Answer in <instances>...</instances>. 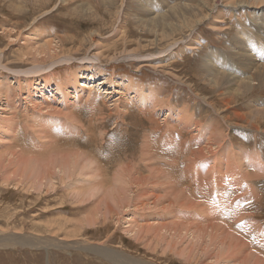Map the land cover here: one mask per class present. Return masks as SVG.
Instances as JSON below:
<instances>
[{"label":"rangeland","instance_id":"rangeland-1","mask_svg":"<svg viewBox=\"0 0 264 264\" xmlns=\"http://www.w3.org/2000/svg\"><path fill=\"white\" fill-rule=\"evenodd\" d=\"M170 1L172 0H0L1 63L15 71L33 68L30 75L37 68L42 71L41 69L44 70L46 66H49L50 70H55L51 72L52 74H43L45 78L43 77L42 81L35 85L36 98L39 90L40 93L41 89L44 90L47 95H43V98L47 99L49 105V107L48 105L38 107L36 106L38 101H33L32 104L28 101L29 98H24L28 95L29 80L21 74L19 76L0 67V80L3 81L0 87V107L5 108V111L0 109V114L7 113L11 120L17 118L16 121L14 120L17 128L13 130L6 127L9 129L8 132L5 129L0 130V138H2L0 139V155L3 154L6 160H3L4 164L0 163L2 170L0 173V232L19 233L35 239L41 237L49 240L46 246L38 248L28 245L11 248L0 246V264H239L243 258L239 261L232 259V248L230 250L221 248V240L227 239L223 237L227 233L238 238L245 246V243H252L253 247L248 249L249 254L264 264V106H262L264 105V74L261 76L260 72L263 71L258 69L255 71L256 67L253 66L255 64L258 68L264 66V33L260 31L262 24H258L264 21V0H235L234 2L227 0V2L246 6L231 10L220 5L219 12L214 11L213 19L209 20L204 17L209 14L208 8L212 7L215 1L206 0L208 8H202L201 14L190 12L189 17L191 21L194 20L191 25H195V31L192 32L194 28L190 31L188 28L184 32L183 37L187 38L177 48V52H180L179 57L173 59H169V56L161 57L164 55L160 52L162 45L160 44L159 47L156 44L153 45L154 34L145 33L141 29L144 28V22H149L152 14L164 13L170 16L171 12L182 9V4L189 3L190 0ZM240 1L242 2L239 3ZM89 2L92 4L88 5ZM192 2H198V0H192ZM217 12L218 16L215 17ZM219 26H221L220 29ZM124 32L132 39L142 38L141 45L132 41L129 49L139 46L147 48L149 51L145 54L152 53L156 59L140 65L135 61L136 58H131L130 54H125L126 57L119 56L120 54L117 53L129 43ZM198 35L201 42H193L195 47L192 45V50L180 49L181 45L185 46L183 43H186L189 38L196 40ZM181 36L178 35L177 38ZM95 38L99 41L96 42L97 44L94 43ZM48 41L53 43L50 48H46V45L51 43ZM43 48L46 49L47 55L43 53ZM102 49V54L106 57L116 56L113 59L104 58L100 62L83 63ZM239 52L243 53L242 57L237 56ZM69 54L74 57L71 63L68 61L61 63L60 59ZM96 69L105 75L115 77L117 85H99L101 91L99 89L98 94H101L102 100L100 102V99H96L97 105H91L87 103L86 98L87 95L90 98L94 92L87 94L78 86L77 93L72 81L79 74L81 75L79 80H91L89 71ZM219 73L224 77L215 80L214 75H221ZM239 77L256 78L255 85L247 88L243 84L241 88L239 84H236V78L239 79ZM132 79L142 90L146 89L145 93L141 92V101L140 97H132L135 91L130 85L125 95L121 94L120 90L124 89L123 82L129 84ZM8 83L11 86H8ZM39 83L45 85H39ZM62 84L67 85L71 90L55 93L58 85ZM6 85L8 89H5ZM229 87L236 89L234 93V89ZM237 87L238 90L242 89L240 94ZM149 93L154 95L155 102L152 104L151 101L147 106L143 101H148ZM222 93L229 97L230 104L221 102ZM80 94L83 97L82 100L77 98ZM231 95L232 98H230ZM203 97L207 102L214 103L217 110L209 106L208 112L200 116L198 102L203 103ZM128 100H133L135 103L132 101L129 107L125 103ZM115 101L118 107L114 105ZM259 110L263 113H259ZM171 111L179 112L180 116ZM227 114L230 116L229 120L225 119ZM238 114L248 117L244 120L238 119L236 117ZM25 115L29 117L25 118L27 117ZM33 115L36 116L33 117ZM71 117L74 121L76 118V121L71 120ZM4 118L7 120L6 117ZM32 118L37 120L32 123ZM211 118L219 120L218 124H212ZM8 119L11 121L9 117ZM180 124L188 126L189 132L195 136L198 135L197 138L201 139V146L194 144L197 146L196 150L190 154L191 163L188 172L185 169L187 162L182 157L185 148L181 146L185 143V138L181 140L180 135V130L184 131L186 128ZM211 124L213 128L219 126V130L210 134L207 129L211 127ZM40 125L47 126L46 128L48 125L50 128L55 127V135L52 132L51 137L49 133L51 138L47 140L44 137L46 128ZM163 125L166 130L161 133L159 131ZM172 129L175 132L176 142L170 140V143L166 145L163 143L164 138L170 134L165 132ZM187 133L184 131L182 134L187 135ZM215 137L217 139L208 151L206 144L209 141L213 142ZM143 138L145 145H150L152 142L158 143L160 140L162 142L158 143L159 147L166 146L170 149L168 152L171 153V159L161 160L166 167L153 162L148 158V154L143 155L148 149L142 150ZM52 139L59 147H53V151H48L50 154L45 153V156H41L39 146L43 142L51 143ZM60 139L65 140L69 145H65ZM9 149L17 152L18 158L27 159L49 155L50 158L58 157L62 155V149L70 150L84 160L95 158L94 154L97 155L94 161L102 162V169L97 171V179L96 173L88 175L94 179L92 184L79 183L80 176L66 181L57 175L54 188L47 186L39 188L38 185L28 184V178L20 177L19 172L12 173L14 168L12 169L8 164L5 165L8 163L7 157H10V153L6 151ZM88 149L92 151V154ZM211 156H215L212 161L202 162V159ZM197 159L199 160L196 162ZM175 161L177 164L174 163ZM98 162L93 166H99ZM144 163L151 165L152 169L146 168ZM167 164L176 165L179 170L186 172L188 180L177 181L181 177H178L174 170L168 169ZM206 164H213L221 169L222 175L214 174ZM125 167L129 168V175L122 179V168ZM8 168L10 170L5 173V169ZM114 173L119 180L115 181L111 187ZM157 175L160 179L156 178ZM222 176L224 180L221 179ZM216 180L220 183L225 182L227 194H229L225 197L226 200L220 201L221 205L218 207L216 199L223 193L218 190ZM187 188L189 191L195 189L188 193L190 198L187 197ZM81 194L84 195L78 197ZM202 200H208L205 204L210 207L207 211L208 219H206L207 215L199 216L203 215V210L198 209L197 205L205 207ZM190 201H193V204ZM108 206L114 208L112 213L107 212ZM187 217L192 219L187 222ZM129 218L130 220L135 218L137 224L144 227L145 239L140 236V240H137V236L130 231ZM211 224H215L214 227H218L225 235L213 238L221 232L210 229L211 236H207L206 233L204 236L200 232L202 235H197L199 237L197 240L191 235L183 237L185 234L174 232L182 228L180 226L198 229L199 232V229L203 230ZM171 227L173 230L169 231L170 233L166 232V229ZM172 231L176 234L174 235ZM71 241L93 245L98 243L104 247L105 252H86L80 248L63 247L58 244H67ZM201 241L202 244H200ZM148 243L151 245L149 246ZM109 247L111 249H108ZM183 249L191 252V259L188 260L182 253ZM108 250H116L118 253H110ZM105 254L115 255L105 256Z\"/></svg>","mask_w":264,"mask_h":264},{"label":"bare ground","instance_id":"bare-ground-1","mask_svg":"<svg viewBox=\"0 0 264 264\" xmlns=\"http://www.w3.org/2000/svg\"><path fill=\"white\" fill-rule=\"evenodd\" d=\"M100 1H102V0H100ZM126 1V0H125ZM173 1V0H172ZM172 1H170V2H172ZM178 1V0H177ZM193 1H196V0H193ZM211 1V0H210ZM215 2H214V5L213 4H211V5H213L212 7L210 6L209 8H208V5H207V2H206V0H198V2H192V0H190L189 1V3H183L182 4V9H180V10H177V11H173V12H169L170 13V16H169V14H162V13H159V14H152V16H150V19L148 20L149 22H144L145 24H143V26H144V28H141L143 31H145V33H149V34H154V42H153V40H152V43H153V45H157V47H159L160 46V44L162 45V46H160V52H162V53H164V55L163 56H161V57H164V56H169V59H173V58H177V57H179V53L180 52H177V48L179 47V45L183 42V41H185V38H187L186 36L185 37H183V34H184V32L188 29L189 31L191 30V29H193L194 27H195V25H191V22L193 23V21H191V17H189L190 16V12H197V13H202L203 11H202V8H208L209 9V14H207L204 18L206 19V20H209V19H213V16H214V14H213V12L214 11H218L219 12V8L221 7L220 5H224V7H226V8H230L231 10H233V9H237L238 7H243V6H246V5H240V4H238V3H233L235 0H233V2H227V0H214ZM226 1V2H225ZM244 1V0H243ZM88 2V1H87ZM237 2V1H236ZM242 1H240L239 3H241ZM179 3V2H178ZM255 3H257V1L255 2ZM89 4H92V3H88V5ZM167 4V3H166ZM259 4V3H258ZM81 5V4H80ZM83 5V4H82ZM100 5V4H99ZM113 5H115V4H113ZM123 5V4H122ZM168 5V4H167ZM170 5V4H169ZM252 5V4H251ZM255 5V4H254ZM103 6H105V5H103ZM116 6V5H115ZM172 6V5H171ZM247 6H249V5H247ZM85 7V6H84ZM88 7V6H87ZM120 7V6H119ZM122 7V6H121ZM167 7V6H166ZM250 7V6H249ZM253 7V6H252ZM16 8V7H15ZM82 8V7H81ZM91 8V7H90ZM93 8V7H92ZM95 8V7H94ZM93 8V9H94ZM106 8H107V6H106ZM113 8V7H112ZM171 8V7H170ZM170 8H168V10L170 9ZM255 8V7H254ZM22 9V8H21ZM83 9H85V8H83ZM103 9H104V7H103ZM217 9V10H216ZM262 9V8H261ZM88 10V9H87ZM89 10H91V9H89ZM88 10V11H89ZM113 10V9H112ZM206 10V9H205ZM85 11V10H84ZM108 11V10H107ZM115 11H117V10H115ZM119 12H120V10H118ZM165 11V10H164ZM225 11V10H224ZM156 12V11H155ZM218 12H217V14H215V17H216V15L218 16ZM231 12V11H230ZM46 13V12H45ZM96 13V12H95ZM95 13H94V15H95ZM116 13V12H115ZM122 13V12H121ZM157 13V12H156ZM222 13V12H221ZM224 13V12H223ZM230 14V13H229ZM252 14V13H251ZM193 15H194V13H193ZM203 15V14H202ZM205 15V14H204ZM225 16H226V14H224ZM228 15V14H227ZM97 16V15H96ZM99 16V15H98ZM115 16V15H114ZM211 16V17H210ZM222 16H223V14H222ZM252 16V15H251ZM174 18V19H173ZM193 18V17H192ZM203 18V17H202ZM231 18H235V17H231ZM242 18V17H241ZM240 18V19H241ZM246 18V17H245ZM194 19V18H193ZM228 19H230V18H228ZM113 20V19H112ZM199 20V19H198ZM217 20H219V19H217ZM243 20V19H242ZM245 20V19H244ZM203 21H204V19H203ZM228 21V20H227ZM263 21V20H262ZM200 22V21H199ZM215 22V21H214ZM221 22H222V20H221ZM240 22V21H239ZM264 22V21H263ZM263 22H258V24H262V26L260 27V31H262L263 33H264V23ZM111 23V22H110ZM217 23V22H216ZM243 23V22H242ZM254 23V22H253ZM195 24V23H194ZM218 24V23H217ZM233 24V23H232ZM255 24V23H254ZM112 25H113V23H112ZM234 25V24H233ZM141 26V25H140ZM222 26V25H221ZM221 26H219V29H220V27ZM113 27V26H112ZM142 27V26H141ZM217 27V26H216ZM218 29V28H217ZM193 31H195V28L192 30V32ZM94 32V31H93ZM258 32V31H257ZM256 32V33H257ZM96 33V32H95ZM125 33V32H124ZM260 33V32H259ZM258 33V34H259ZM91 34V33H90ZM100 34V33H99ZM99 34H96V35H99ZM178 35H182L180 38H177V36ZM260 35V34H259ZM93 36H95V35H93ZM102 36V35H101ZM100 36V37H101ZM125 37H127L128 38V42L129 43H127L126 45H125V47H124V49L123 50H121L119 53H117V54H120L119 56H121V55H125V54H130L131 55V58L132 57H134V58H136V60L135 61H137L140 65H145V64H147V63H145V62H152L153 60H155L156 59V57H154V55L152 54V53H148V54H145L146 52H148L149 51V49H147V48H144V47H141V46H139V47H137V48H134V49H129V45L131 44V42L132 41H136V42H138L137 43V45H141L142 44V38H134V39H132L131 37H129V34L127 35V33H125ZM133 37V36H132ZM66 38V37H65ZM72 38V37H71ZM189 38V37H188ZM63 39V38H62ZM131 39V40H130ZM91 40V39H90ZM201 39H200V36L198 35V37H197V39L196 40H192L191 38H189L188 39V41L186 42V43H183V44H185V46L183 47L182 45H181V47H180V49L181 50H183V51H185V49H189V50H192V48H193V46L192 45H194V47H195V44H193V42L195 43H200L201 41H200ZM71 41H73V40H71ZM94 43H96V42H99L98 40H96V38L94 39ZM48 42H51V41H48ZM54 42V41H53ZM56 42H58V41H56ZM62 42V41H61ZM63 43V42H62ZM72 43V42H71ZM81 43V42H80ZM91 43V42H90ZM46 44H47V42H46ZM52 42L51 43H48L47 45H46V48H50L51 46H52ZM97 44V43H96ZM190 44V45H189ZM61 45V44H60ZM63 45V44H62ZM84 45V44H83ZM95 45V44H94ZM64 46V45H63ZM79 46V45H78ZM93 47V46H92ZM39 48V47H38ZM61 48V47H60ZM107 48V47H106ZM242 48V47H241ZM44 49V48H43ZM164 49V50H163ZM37 51H38V49H36ZM4 51V50H3ZM2 51V52H3ZM50 51H52V50H50ZM194 51V50H193ZM216 51V50H215ZM42 52V51H41ZM54 52V51H53ZM108 52H110V51H108ZM217 52V51H216ZM44 54H46L47 55V51H46V49H44V52H43ZM103 53V49H102V51H100V52H96L95 53V56L94 57H89L88 59H87V61H84L83 63H93V62H96V61H98V62H100V61H102V59H113L116 55H113V56H110V55H108L109 57H106L104 54H102ZM218 53V52H217ZM222 53V52H221ZM0 54H2L1 52H0ZM37 54V53H36ZM67 54V53H66ZM71 54V53H70ZM66 55V56H64L63 58H61L60 59V61H61V63H63V62H70L71 63V61H72V59L74 58L72 55ZM106 54V53H105ZM242 52H239V54L237 55V56H241L242 57ZM252 54V53H251ZM245 55V54H244ZM1 56V55H0ZM26 55H24V57H25ZM35 56V55H34ZM45 56V55H44ZM43 56V57H44ZM151 56V57H150ZM236 56V57H237ZM125 57H126V55H125ZM148 57H150L149 59H148ZM234 57H235V54H234ZM254 57V56H253ZM252 57V58H253ZM26 58V57H25ZM41 58H42V56H41ZM181 58V57H180ZM224 58H225V56H224ZM255 59V58H254ZM41 60V59H40ZM44 60V59H43ZM125 60V59H124ZM168 61V60H167ZM242 61V60H241ZM244 62V61H243ZM256 62V61H255ZM0 63H1V61H0ZM69 63V64H70ZM154 63V62H153ZM163 63V62H162ZM211 63V62H210ZM215 63V62H214ZM245 63H246V61H245ZM242 64V63H241ZM248 64V63H247ZM246 64V65H247ZM250 64H251V62H250ZM259 64V63H258ZM260 64H261V62H260ZM155 65H158V64H155ZM209 65V64H208ZM220 65V64H219ZM256 65V64H255ZM253 65L254 67H256L255 68V71H257V69L258 70H261V71H263V72H260V75L262 76L263 74H264V66H261V67H259L258 68V66L256 65ZM159 66V65H158ZM217 66V65H216ZM216 66H214V68L216 67ZM0 67L1 68H5L6 70H8V71H10V72H12V73H16V74H21V76L23 75L25 78H27L28 80H29V82H28V84H27V88H28V95L27 96H25L24 98H29L28 99V101H30V103L32 102V104H33V101H38L37 102V105L36 106H43V105H48V102L46 101L47 99H45V97L43 98V95L45 96V95H47V94H45V91L44 90H42L41 89V93H40V90H39V92L37 93V98H36V96H35V94H34V91H35V85H36V83L37 82H40V81H42V79H43V74H48V73H51V72H53V71H55V70H50L49 69V66H46L45 68H44V70L43 69H41L42 71H40V68H37L36 70H34V73L33 74H31L30 75V73L32 72V70H33V68L32 69H30V70H23V71H15V70H13V69H10V68H8V66H6L5 64L3 65L2 63L0 64ZM139 67V66H138ZM219 67V66H218ZM249 67V66H248ZM252 67V66H251ZM253 67V68H254ZM217 68V67H216ZM224 68V67H223ZM93 69H95V68H93ZM157 69H158V67H157ZM211 69H213L212 68V66H211ZM222 69V68H221ZM215 70V69H214ZM251 70V69H250ZM221 71V70H220ZM224 71V70H223ZM41 72H43L40 76H38V74H40ZM228 72V71H227ZM226 72V73H227ZM91 73V74H90ZM213 73V72H212ZM253 73H254V71H253ZM252 73V74H253ZM52 74V73H51ZM219 74H221V73H219ZM223 74H224V72H223ZM258 74H259V72H258ZM89 78L91 79V80H84V81H81V80H79V77L81 76L80 74L78 75V76H75L74 78H73V81H72V85H73V88H74V90L77 92L78 91V86H80L81 87V91H83V92H87V94L89 93V92H94L93 93V95L89 98L88 97V95H87V103H89V104H91V105H97V102H96V99H100V102H101V100H102V97L98 94L99 93V89H100V91H101V87H99V85H101V84H110V85H112V86H115V85H117V79L115 78V77H113V76H108V75H105V74H103L100 70H98V69H96V70H93V71H89ZM214 75V74H213ZM20 76V75H19ZM33 76H35L36 78L35 79H33V78H31V77H33ZM239 76V75H238ZM255 76V75H254ZM95 77V79L93 80V78ZM221 77H224L222 74L221 75H218V74H215L214 75V79L216 80L217 78H221ZM31 79V81H30V79ZM45 78V77H44ZM47 78V77H46ZM89 78H86V79H89ZM100 78V79H99ZM227 78V77H226ZM97 79H99L98 81H96ZM233 79V78H232ZM5 80H7V78L5 79ZM24 80V79H23ZM254 80H256V78H253V77H247V78H245V77H239V79L238 78H236V84H239L240 86H241V88H242V86H243V84L248 88V87H251V86H254L255 85V82H254ZM45 81V80H44ZM229 81V80H228ZM235 81V80H234ZM6 82V81H5ZM8 82V81H7ZM67 83V82H66ZM119 83V82H118ZM122 83V82H121ZM120 83V84H121ZM228 83V82H227ZM2 84H3V81L2 80H0V87L2 86ZM235 84V83H234ZM25 85V84H24ZM39 85H45V84H41V83H39ZM130 85V87L131 88H134V94H133V98H139L140 97V101H141V92H143V93H145L146 91V89H144V90H142L141 88H140V86H138L137 84H135V82L133 81V79L132 80H130V82H129V84H126L125 82H123V84H122V87L125 89H123V90H120L121 91V94L122 95H125V93H126V91H127V89H128V86ZM217 85V84H216ZM8 86H11V85H9V83H8ZM239 86V87H240ZM57 87V86H56ZM142 87V86H141ZM215 87V85L213 86V88ZM58 89H57V91L55 92V93H58V92H61V91H63V90H66V91H69V90H71V89H69V87L67 86V85H64V84H62V85H58V87H57ZM233 88V87H232ZM232 88H230L229 87V89H232ZM245 88V87H244ZM5 89H8L7 88V85L5 86ZM44 89H45V87H44ZM234 89V88H233ZM252 89V88H251ZM106 91L105 92H107V90H108V88L107 89H105ZM150 90L153 92V89L150 87ZM236 89H234L233 90V93H234V91H235ZM241 90L242 89H239L238 90V87H237V91H238V93L240 94L241 93ZM1 91V90H0ZM150 91V92H151ZM220 91V90H219ZM227 91V90H226ZM244 91V90H243ZM246 91V90H245ZM64 92V91H63ZM55 93H53L52 92V95L53 96H55ZM78 93V92H77ZM109 93V92H108ZM219 93V92H218ZM232 93V94H233ZM246 93V92H245ZM150 95L148 96V101H143V102H145V104L148 106V104L150 105V103H151V101H152V104L155 102V100H154V95L152 94V93H149ZM6 95L7 96H9L8 95V93H6ZM100 96V97H99ZM223 96V97H222ZM237 96V95H236ZM198 97V96H197ZM222 97V99H221V102L223 103V104H230V103H228V100H229V97H227L224 93H222L221 94V96H220V98ZM235 97V96H234ZM238 97V96H237ZM79 100H82L83 99V97H82V95L80 94L78 97H77ZM199 98V97H198ZM230 98H232V95H231V97ZM13 99V98H12ZM11 99V100H12ZM49 99V98H48ZM89 99V100H88ZM128 99V98H127ZM203 99V103H200V102H198L199 103V108H198V114L200 115V116H202L204 113H206V112H208V107L209 106H211L213 109H215V110H217L216 108H215V105H214V103H212V102H207L206 101V99L203 97L202 98ZM133 101V100H132ZM131 100H128V102H125L126 104H128V106L130 107L131 105H132V102ZM13 103H14V101H12ZM114 103H116V101L114 102ZM133 103H135V101H133ZM8 104V103H7ZM117 104L118 103H116V104H114L115 106H117ZM123 104V103H122ZM16 105V104H15ZM3 106V105H2ZM13 106V105H12ZM55 106V105H54ZM74 106V105H73ZM76 106V105H75ZM78 106V105H77ZM229 106V105H228ZM262 106H264V105H262ZM17 107V106H16ZM48 107H49V105H48ZM118 107V106H117ZM219 107V106H218ZM26 108V107H25ZM32 108V107H31ZM35 108V107H34ZM120 108V107H119ZM0 109H2V110H4L5 108L4 107H0ZM12 109V108H11ZM14 109V108H13ZM29 109V108H28ZM62 109V108H61ZM65 109V108H64ZM127 108H125V110H126ZM154 109H155V107H154ZM259 109H261L260 107H259ZM39 110V109H38ZM49 110V109H48ZM53 110H54V107H53ZM60 110V109H59ZM67 110V109H66ZM5 111V110H4ZM15 111V110H14ZM18 111V110H17ZM30 111V110H29ZM127 111V110H126ZM219 111V110H218ZM264 111V110H263ZM8 112V111H7ZM13 112V111H12ZM171 112H177V111H171ZM170 112V113H171ZM16 113V112H15ZM14 113V114H15ZM68 113V112H67ZM169 113V114H170ZM259 113H263L261 110H259ZM14 114H13V116H14ZM19 114H21V113H19ZM23 114V113H22ZM25 114V113H24ZM30 114V113H29ZM56 114V113H55ZM176 114H178L179 115V112L178 113H176ZM1 116H0V130H3L4 131V129H5V131L6 132H8L9 131V129H6V127H9V128H12L13 130L15 129V128H17V127H15L16 126V122H14V120L15 119H17V118H12V120H11V117L9 116V115H7V113L6 114H4V112L2 113V114H0ZM37 115V114H36ZM35 115V116H36ZM41 115V114H40ZM63 115V114H62ZM65 115V114H64ZM68 115V114H67ZM66 115V116H67ZM72 114H70V116H71ZM12 116V115H11ZM21 116V115H20ZM25 116H27V115H25ZM34 115H33V117H35ZM42 116V115H41ZM41 116H37V117H41ZM61 116V115H60ZM180 116V115H179ZM195 116V115H194ZM226 116V117H225ZM224 117H225V119L226 120H229L230 119V116L227 114V115H225ZM4 117H6V119L7 120H5V118ZM8 117L10 118V120L11 121H9V119H8ZM29 116H27V117H25V118H28ZM187 118H191V117H188V116H186ZM185 117V118H186ZM196 117V116H195ZM195 117H193V118H195ZM236 117L239 119H245L246 117H248L247 115H236ZM25 118H23V119H25ZM67 118V117H66ZM72 118V117H71ZM254 118V117H253ZM256 118H258L259 119V117H257L256 116ZM39 119V118H38ZM54 119V118H53ZM69 119V118H68ZM196 119V118H195ZM255 119V118H254ZM19 120V119H18ZM27 120V119H26ZM35 120H37L36 118H32V120H31V122L33 123ZM71 120H73L74 121V119L72 118ZM214 120H216L215 122H214ZM249 120V119H248ZM5 121V122H4ZM8 121H9V123H8ZM16 121V120H15ZM60 121V120H59ZM75 121H76V118H75ZM74 121V122H75ZM78 121V120H77ZM195 121H197V120H195ZM210 121H211V123L213 124H218V121L219 120H217V119H210ZM250 121V120H249ZM19 122V121H18ZM72 122V121H71ZM248 122V121H247ZM258 122V121H257ZM37 123V122H36ZM58 123V122H57ZM210 123V122H209ZM252 123V122H251ZM212 124H211V127L210 128H208L207 129V132H209L210 134L211 133H213V131H215V130H219V126H217V127H215V128H213V126H212ZM33 125V124H32ZM32 125H31V127H32ZM37 125V124H36ZM67 125V124H66ZM257 125H258V123H257ZM256 125V126H257ZM34 126V125H33ZM40 126H43L44 127V125H40ZM180 126H182L183 128H186V130H184V131H187L188 133H187V135L186 134H182L184 131H182V130H180V135H181V140L183 139V137L185 138V140H184V142L185 143H183L181 146H184V148H185V151H183L184 152V156H182V157H184V159L186 160V162H187V167L185 166V169L187 170V172L188 171H190V167H189V164L191 163V161L189 160V157H190V154H191V152L192 151H194V150H196V148L195 147H197L198 145L199 146H201L200 144H201V139H199V138H197V136H195V134H193L192 132H189V127L188 126H186L185 124H184V126H183V124H180ZM242 126V125H241ZM47 126H45L44 128H46ZM53 126H51V128L49 127V125H48V128H46L47 129V131H45L44 130V137L47 139V140H49L48 138L51 136L52 137V132H53V135H55V133H54V131H56V128L54 127V128H52ZM165 127V125H163L162 126V128H161V130L159 131V132H161L162 133V131H164V130H166V128H164ZM259 127V126H258ZM11 129V130H12ZM26 129V128H25ZM60 129H61V127H60ZM59 129V130H60ZM26 130H28V129H26ZM29 131V130H28ZM39 132V131H38ZM158 132V131H157ZM41 133V132H40ZM51 135H50V134ZM166 134H170V135H172L173 137H171L170 135L168 136V137H166V138H164V144H166V145H168L169 143H170V140L171 141H173V142H176V139H175V132H174V129H172L171 131H168V132H165ZM225 133V132H224ZM189 134H190V136H189ZM50 135V136H49ZM163 135H165V134H163ZM42 136V135H41ZM57 136H59V135H57ZM222 136V135H221ZM1 137V136H0ZM14 137H16V136H14ZM31 137V136H30ZM50 137V138H51ZM54 137V136H53ZM56 137V136H55ZM5 138V137H4ZM38 138V137H37ZM223 138V137H222ZM0 139H2V138H0ZM10 139V138H9ZM12 139V138H11ZM169 139V140H168ZM216 139H217V137H215L214 139H213V142L212 141H209L207 144H206V149L208 150V151H210V149H211V146H212V144L216 141ZM61 140V139H60ZM220 140H221V138H220ZM11 140H9V142H10ZM62 142H64L65 143V145H69V144H66L67 142H65V140H61ZM166 141V142H165ZM2 142V141H1ZM43 142V141H42ZM162 141H160V140H158V143H161ZM29 143V142H28ZM39 143H41V141L39 142ZM72 143H74V142H72ZM145 140H144V138H143V145H142V150L143 151H145L146 150V148H148L144 153H143V155H146V154H148L149 156H148V158L149 159H152L153 160V162H155V163H157V164H159V165H162V166H165L166 167V165H163L162 164V162H161V160H167V161H169V159H171V153L170 152H168V150L170 151V149L169 148H167L166 146L165 147H159L158 146V143H155V142H152L150 145H145ZM35 144V143H34ZM37 144V143H36ZM49 146H48V145ZM194 144H197V146L196 145H194ZM18 145V144H17ZM52 147H51V146ZM145 145V146H144ZM173 145V144H172ZM32 146V145H31ZM75 146V145H74ZM5 147H7V145L5 146ZM38 147V146H37ZM36 147V148H37ZM40 147V155L41 156H45V153H47V154H50V153H48V151H53V147H59L54 141H53V139L51 140V143L50 142H43V143H41V146H39ZM38 147V148H39ZM76 147V146H75ZM9 148V147H8ZM37 148V149H38ZM81 148V147H80ZM183 148V149H184ZM2 149V148H1ZM22 149V148H21ZM173 149V148H172ZM19 150V149H18ZM87 150V149H86ZM93 150V149H92ZM159 150V151H158ZM6 151H8L10 154H9V156L10 157H7V160H8V163H6L5 165H9L10 167H12V169L14 168V170L12 171V173H14V174H17V172H19V175H20V177H23V178H28L29 180H27V182H29L28 184H32V185H38V187L39 188H42L43 186H47L48 188H54L55 187V180H56V176L57 175H60L61 176V178L62 179H64V180H66V181H68V180H71L72 178H74V177H77V176H80L79 177V179H78V182L79 183H84V184H92L93 182H94V179L93 178H90V177H88V175L90 174V173H96V179H97V171L98 170H101L102 169V162H98V161H94L95 160V158L97 157V155H94L93 154V156L95 157V158H88V159H81L80 157H79V155H77L76 153H72V151H70V150H67V149H62V155H60V156H58V157H53L52 155V157L53 158H50V155L49 156H47V157H42V158H36L35 157V159H27V158H18V156H16V155H18L17 154V152L15 153L12 149H9V150H6ZM88 151L92 154V151L90 150V149H88ZM158 151V152H157ZM1 152V151H0ZM20 152V151H19ZM182 152V153H183ZM21 153H23V152H21ZM20 154V153H19ZM37 154V153H36ZM63 154H65V155H63ZM22 155V154H21ZM24 155V154H23ZM156 155H157V157H156ZM164 155H170V156H164ZM14 158H13V157ZM25 156V155H24ZM40 156V157H41ZM201 157V156H200ZM4 158H5V156L2 154V155H0V163L1 162H3V164H4V161H6V160H4ZM15 158H17V159H15ZM215 158V156H211L210 158H205V159H202V162H204V161H206L207 163L208 162H210V161H212L213 159ZM243 159V158H242ZM4 160V161H3ZM77 160H79V161H77ZM173 160H174V157H173ZM199 159H197L196 160V162L198 161ZM245 161H247L246 159H245ZM99 163V166H93V164H96V163ZM171 163H172V160L170 161ZM185 162V163H186ZM174 163H176V161L174 162ZM173 163V164H174ZM246 163H248V162H246ZM249 163H251V162H249ZM2 164V163H1ZM173 164H167L168 166H167V168L168 169H171V170H174L177 174H178V177H181V179H178L177 181H182V180H184V179H186V180H188V178H187V176H186V172H183V170L181 171V170H179L178 168H177V166L176 165H173ZM177 164V163H176ZM202 165H204L203 163H202ZM144 166L146 167V168H148V169H152L151 168V165H149V164H147V163H144ZM206 166H207V168H210V169H212L213 170V172H214V174H220V175H222V170L221 169H218L217 167H215V165H213V164H211V165H209V164H206ZM248 166V165H247ZM8 167V166H7ZM222 168V167H221ZM85 169H87V171H85ZM123 169V175H122V179L126 176V175H129V168L128 167H125V168H122ZM10 169L8 168L7 170L5 169V173H7V171H9ZM118 171V170H117ZM2 172V170L0 169V173ZM11 173V174H12ZM162 173H164V172H162ZM8 175V174H7ZM114 175H115V173H114ZM113 175V181H112V185H111V187L114 185V183H115V181H117V180H119V177H117V174L114 176ZM219 175V176H220ZM10 176H12V175H10ZM15 176V175H14ZM86 176H87V178H86ZM16 177V176H15ZM117 177V178H116ZM9 178V177H8ZM11 178V177H10ZM156 178L157 179H160V177L157 175L156 176ZM221 179L222 180H224V178H223V176L221 177ZM221 179H218V180H221ZM16 180H18V179H16ZM25 180V179H24ZM213 180H215V179H213ZM218 180H216V182H217V187L219 188L218 190H220L223 194L221 195V197L220 198H218V199H216V201H217V207L219 206V205H221L220 204V201H222V200H226L225 199V197L227 196H229V194H227V188H226V185H225V182L224 183H220ZM24 182V181H23ZM22 182V183H23ZM133 182H135V183H140L141 181H139V182H137V181H133ZM18 184H19V182H18ZM175 183H173V185H174ZM222 184V185H221ZM27 185V184H26ZM223 186V187H222ZM256 186V185H255ZM205 188H206V185H205ZM53 190V189H52ZM195 189H192V190H190V191H194ZM204 190V189H203ZM203 190H200V191H203ZM189 190H188V188H187V197L188 198H190L189 196H188V193L190 192ZM84 194H81V195H78V197H80V196H83ZM207 195V194H206ZM207 197H208V195H207ZM164 198H165V196H164ZM208 200H210V199H208ZM208 200H202L203 201V204L205 205L207 202H208ZM176 201H178V199L176 200ZM180 201H182V200H180ZM127 202H128V198H127ZM191 202V204H193V201H190ZM186 203H188V202H186ZM185 203V204H186ZM179 204V203H178ZM120 205V204H119ZM125 205V204H124ZM188 205V204H187ZM183 206H184V204H183ZM188 206H191V205H188ZM197 207H198V209H202L203 211H202V213H203V215H199V216H205V215H207V217H206V219H208L209 217H208V214L209 213H207V211H208V209L210 208V207H207L206 205H205V207H202V205H197ZM121 208V207H120ZM127 208V207H126ZM188 208V207H187ZM114 209V208H113ZM112 208H110V206H108L107 207V212L108 213H112L114 210H113ZM193 209H195V208H193ZM116 210V209H115ZM126 210V209H125ZM127 210H128V208H127ZM191 210V209H190ZM122 211H123V209H122ZM117 212H119V211H117ZM193 213V212H192ZM115 214V213H114ZM119 214V213H118ZM121 214V213H120ZM200 214V213H199ZM180 216V215H179ZM210 216V215H209ZM117 217V216H116ZM190 217V216H189ZM189 217H187L188 219H187V222H188V220L189 219H192V218H189ZM179 218H181V217H179ZM179 218H178V220H179ZM204 218V217H203ZM205 219V220H206ZM198 219H196V221H197ZM228 220V219H227ZM130 223V231L132 232V233H134L135 234V236H137V240H140L139 239V237L140 236H142V237H144L145 235L143 234L145 231H144V227L143 226H141V225H138L137 224V222H136V220H135V218L134 219H132V220H130V218H129V220H128ZM138 221V220H137ZM193 221V220H192ZM195 221V220H194ZM193 221V222H194ZM221 221V220H220ZM226 221V220H225ZM224 221V222H225ZM182 222H183V220H182ZM189 222H191V220L189 221ZM226 223V222H225ZM128 224V225H129ZM194 224V223H193ZM198 224V223H197ZM206 224V223H205ZM215 224H217V223H215ZM215 224H211V225H208V226H206V227H204L203 228V230L202 229H199L200 231L198 232V229H194V228H186V227H184V226H180V227H182V228H179V230H175L174 232H177V233H180L181 235L182 234H185L183 237H186V235L188 236V235H191L194 239L196 238L197 240L199 239V237L197 236V235H204L205 236V233L207 234V236H211L210 235V229H211V231H216V232H221V234H219V235H215V237H213V238H216L217 236L218 237H222L223 235H225V233L222 231V230H220L218 227H214V225ZM227 224V223H226ZM191 225V224H190ZM196 225V224H195ZM194 225V226H195ZM207 225V224H206ZM147 226V225H146ZM145 226V227H146ZM177 226V225H176ZM193 226V225H192ZM199 226V225H198ZM129 227V226H128ZM176 228V227H175ZM129 229V228H128ZM149 229H150V226H149ZM156 230H158V229H156ZM165 230V229H164ZM171 230H173L172 229V227H171V229H166V232H169V231H171ZM128 231V230H127ZM161 231V230H160ZM173 232V231H172ZM173 232V233H174ZM202 234H201V233ZM147 233V232H146ZM161 233H162V231H161ZM163 233H165V232H163ZM170 233V232H169ZM82 234V233H81ZM131 234V233H130ZM176 233H174V235H175ZM231 234V233H230ZM165 235H167V234H165ZM170 235V234H169ZM173 235V234H172ZM179 235V234H178ZM178 235L176 236V237H178ZM181 235H179V237H181ZM76 236H78V235H76ZM35 237V236H34ZM81 237H82V235H81ZM175 237V238H176ZM202 237V236H201ZM200 237V238H201ZM223 237H226L227 239H223L222 238V240H221V248H228L229 250L232 248V251H233V254L231 255V258L232 259H235V261H239L240 259H242L241 261H239V264H263L262 262H260L261 260H259V259H255L254 257H252L250 254H249V252H248V249H250L251 247H253L251 244L252 243H245L246 244V246L238 239V238H236V237H234V236H232V235H229L228 233H227V235L226 236H223ZM41 238V237H40ZM40 238H37V239H35V238H33L32 236H26V235H21V234H17V233H9V232H0V246H4V247H6V248H11V247H16V246H22V247H24L25 245H28V246H30V247H32V248H34V247H41V246H46L47 244H48V241L49 240H47V239H40ZM154 238H155V236H154ZM51 239V238H50ZM79 239V238H78ZM144 239H145V237H144ZM152 239V238H151ZM159 239V238H158ZM174 239V238H173ZM180 239V238H179ZM59 240V239H58ZM74 240V239H73ZM156 240V239H155ZM192 240V239H191ZM215 240V239H214ZM52 241V240H51ZM61 241V240H60ZM67 241H69V240H67ZM169 241V240H168ZM190 241V240H189ZM61 242H63V241H61ZM77 242V243H76ZM94 243V242H93ZM155 243V241L153 242V244ZM161 243V242H160ZM171 243H173V242H171ZM216 242H214V244H215ZM59 245H63V247L65 246V247H70V246H72V247H75V248H80L81 250H86V252L87 251H91V252H96V253H102V251H104V247H102V246H100V245H98V243L96 244V245H93V244H89V243H85V242H78V241H71V242H68L67 244H63V243H58ZM95 244V243H94ZM144 244H146L147 245V243H144ZM149 244V246L151 245L150 243H148ZM166 244V243H165ZM165 244H164V246H165ZM200 244H202V241H201V243ZM212 244H213V241H212ZM56 245H57V242H56ZM58 245V246H59ZM158 245V244H157ZM216 245V244H215ZM218 245H219V243H218ZM154 246V245H153ZM217 246V245H216ZM247 246H248V248H247ZM62 247V248H63ZM161 247H163V246H161ZM160 247V248H161ZM196 247H198V246H196ZM202 247V246H201ZM148 248V247H147ZM153 248V247H152ZM156 248H157V246H156ZM169 248H173V247H169ZM50 249H53V248H50ZM108 249H111L110 247L108 248ZM154 249H155V247H154ZM166 249H168V248H166ZM36 250V249H35ZM148 250H150V249H148ZM153 250V249H152ZM196 250H197V248H196ZM110 253H118L116 250H108ZM200 251V250H199ZM105 252V251H104ZM158 252V251H157ZM90 253V252H89ZM107 253V252H106ZM159 253V252H158ZM160 253H162L161 251H160ZM182 253L184 254V255H186V257L188 258V260H189V258L191 259V252L190 251H186V250H182ZM196 253V252H195ZM95 254V253H94ZM247 254H248V257H247ZM91 255V254H90ZM93 255V254H92ZM98 255V254H97ZM104 255V254H103ZM107 255H115V254H105V256H107ZM117 255V254H116ZM95 256V255H94ZM134 256V255H133ZM180 256V255H179ZM116 257H118V256H116ZM130 257V256H129ZM136 257V256H135ZM209 257H212V256H209ZM228 257V256H227ZM122 258V257H121ZM139 258V257H138ZM193 258H194V256H193ZM203 258H204V256H203ZM206 258V257H205ZM226 258V257H225ZM229 258V257H228ZM227 258V259H228ZM260 258V257H259ZM118 259V258H117ZM120 259V258H119ZM140 259V258H139ZM185 259V258H184ZM211 259V258H210ZM227 259H225V261L226 262H228L229 261V263H230V260L228 259V261H227ZM136 260V259H135ZM186 260V259H185ZM202 260V259H201ZM209 260V259H208ZM216 260V259H215ZM142 261H144L143 259H142ZM150 261V260H149ZM191 261V260H190ZM200 261V260H199ZM211 261V260H210ZM132 262V261H131ZM193 262V261H192ZM149 263V262H148ZM152 263V262H151ZM157 263V262H156ZM190 263V262H189ZM194 263V262H193ZM195 263H196V261H195ZM232 263V262H231ZM235 263V262H234ZM145 264V263H144ZM150 264V263H149ZM208 264V263H207ZM225 264H228V263H225ZM235 264H237V263H235Z\"/></svg>","mask_w":264,"mask_h":264}]
</instances>
